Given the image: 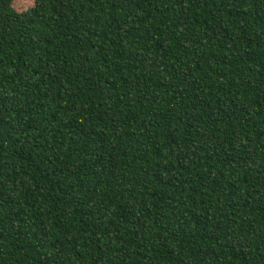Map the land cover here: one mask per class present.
Returning a JSON list of instances; mask_svg holds the SVG:
<instances>
[{
  "label": "trees",
  "instance_id": "obj_1",
  "mask_svg": "<svg viewBox=\"0 0 264 264\" xmlns=\"http://www.w3.org/2000/svg\"><path fill=\"white\" fill-rule=\"evenodd\" d=\"M14 1L0 264H264V0Z\"/></svg>",
  "mask_w": 264,
  "mask_h": 264
},
{
  "label": "rangeland",
  "instance_id": "obj_2",
  "mask_svg": "<svg viewBox=\"0 0 264 264\" xmlns=\"http://www.w3.org/2000/svg\"><path fill=\"white\" fill-rule=\"evenodd\" d=\"M12 5L17 12H20L32 7L33 2L31 0H15ZM0 30H3L2 24H0Z\"/></svg>",
  "mask_w": 264,
  "mask_h": 264
}]
</instances>
